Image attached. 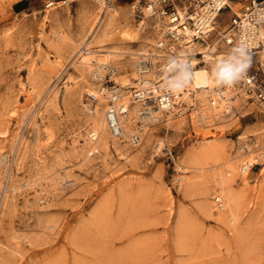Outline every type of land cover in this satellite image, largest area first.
<instances>
[{
    "label": "rangeland",
    "instance_id": "rangeland-1",
    "mask_svg": "<svg viewBox=\"0 0 264 264\" xmlns=\"http://www.w3.org/2000/svg\"><path fill=\"white\" fill-rule=\"evenodd\" d=\"M100 1L0 0V264H264V155L245 176L239 163L249 149L264 154V103L240 83L242 71L264 59L227 46L225 22L206 42H178L168 52L156 46L207 68L208 88L189 91V103L180 95L171 114L153 122L133 119L139 145L107 127V137L90 143L93 111L112 104L98 100L97 87L110 91L127 80L121 98L133 108L132 93L146 77L133 63L163 27L144 18L145 0ZM91 33L109 67L100 80L78 64ZM212 47L210 59L234 70L224 102L216 94L225 80L204 63ZM148 60L140 65L156 82L160 65ZM203 96L213 100L194 107ZM202 148L206 169L184 170ZM235 163L238 205L220 222L201 205L208 195L217 207L213 172Z\"/></svg>",
    "mask_w": 264,
    "mask_h": 264
},
{
    "label": "bare ground",
    "instance_id": "bare-ground-1",
    "mask_svg": "<svg viewBox=\"0 0 264 264\" xmlns=\"http://www.w3.org/2000/svg\"><path fill=\"white\" fill-rule=\"evenodd\" d=\"M100 2L102 4L104 3L103 0ZM159 9H160V6L157 4V0H150L149 2H147L146 7H143L144 18L148 19L151 17L153 21L158 20L156 24V28H159L160 25H162L163 27H161L162 36L157 35V38L161 37V39L157 40L155 42V45L154 44L151 45V50H149L148 53L140 54V56L143 57L142 59H139V61L137 60L133 63L136 68V71H138L139 73H144V75L146 76L144 78H140L139 88L136 91H134V93H132L134 100L137 99L133 101L135 105L133 106V108L129 109L128 107L129 101L128 102L123 101L122 99L123 97L121 98L122 96L121 94L123 93L122 89L128 87L129 85L127 83V80L125 81L123 80L120 86L119 87L117 86L118 88L115 86L111 90L109 89L110 91H108V89L106 90L103 86H98L97 95L95 94L98 100L101 98L105 100L109 99L110 101H112V104L110 106L107 105V107L97 106V108L93 111L95 113L94 115L95 119L94 120L92 119L93 126L87 132V140L90 143L101 141L103 140V138L107 137V128L110 129V124H111L113 125L112 130L110 131L111 134H113L114 136H117V138L119 136L123 138L124 140L128 139L130 143L134 144L135 146L139 145L140 138L139 136L136 135L135 130L133 129V126H132L133 119H139L141 122H144V123L153 122L158 118L161 112H167V114H171L169 107L174 109L173 106H175V102H173V100H175L176 98H180V95L184 97L186 101L189 103L190 101H192V99H190L189 91L197 92V91H201V90L208 88L209 80H208L207 68L201 67V66L199 67V62L195 61V59H188L185 53H181V58L179 60V58H177L176 56H173L170 53H166L168 52L169 49L165 50V49L160 48L159 44L161 43L163 45L166 40L164 37L166 23H164L163 17L160 16ZM99 22H100V19H99ZM100 23L102 25V22ZM226 29H227V26L222 32V35H223L222 39L224 40L227 46L232 47L228 45L227 42L225 41L224 32ZM213 33L214 32H212L211 34ZM91 36H92V33L89 35L87 40L84 41V43L82 44L80 48L81 55H79L78 57V64L84 71L89 72V74L92 76L91 78H96L100 80L101 74L99 73V71H101L103 68H107L108 65H106V61H105L106 59L100 56L99 51L95 50L94 47L90 45V42L93 38ZM60 39L61 37H58V40ZM189 41L190 40L187 39V41L182 40L179 42L188 44ZM191 44L193 46L196 45V43L193 42L187 46L191 47L192 46ZM156 46L160 48L161 50H165L166 52L159 50ZM214 49L215 47L208 48L209 53L208 55L205 56L204 63L209 64V67L213 68L217 73L220 74L221 78L225 80L223 84L225 89L219 90L218 91L219 93L216 94L217 99L219 100L218 102H224L223 98L227 96V90L231 88V85H232L231 80L233 77H235V75L233 72L234 70L231 71L229 66L227 67V65L220 64V63L217 64L218 62L216 63L215 59H210V54L213 53ZM201 53H204V52H197V54H201ZM241 53L244 54L243 52ZM259 57L261 59H264V53L260 52ZM242 58H243V55L241 56V59L237 61L239 65H243ZM148 59H151L152 66H155L157 64L160 65L159 66L160 68L154 71L156 82H152L151 79L148 78L147 73L149 72V68L146 67L145 64L142 66L140 65V60L141 62H145ZM164 60L165 61L167 60V61L164 64H162ZM220 60H222V58ZM186 63L190 71L182 69L181 71L177 72V70L181 69L182 65ZM110 69L112 70V68ZM228 72L233 73L230 79L226 78V75H225ZM185 80H188L190 82L191 89L183 93H178L177 91L178 84ZM159 81H162V82L158 83ZM164 84H166L167 87L164 86ZM168 89H172L173 93L167 92ZM126 98L124 99L127 100ZM210 99L213 100V98H210ZM210 99H208L206 96L195 98V102H193L192 105L194 107L201 108L207 105ZM144 100H149V101L142 102ZM153 104L156 105V107L153 106ZM177 113L182 114L180 110L177 111ZM167 117L169 118V115H167ZM161 144H162L161 141H158L156 144V147L157 148L161 147ZM206 152L207 151L205 150V148H202L200 151L195 153L190 159V161L188 163H185L186 166L185 167L183 166V169L184 170L185 169H192V170L206 169L205 166L209 164V162L208 163L206 162L208 161V155ZM261 153L255 154L253 149L248 150V155L250 157L248 159H242L239 162L241 163V166H240L241 169L242 167H246V171L241 176H245L247 174V170L249 169V166H252L253 163L257 161L256 157L258 155H264ZM239 163L227 165L224 168H219L215 172H213V175L210 181L211 190H212L211 193L219 195L220 198L216 200L220 199V202H218L217 207L212 206L210 202L208 203L207 201L209 200L208 195L205 194L206 195L205 201L201 205V210H203L208 216H212L214 213H217V216H218L217 219L220 222H225L229 220L230 218H232L233 213L236 210L237 205H238L237 197L233 193V190L230 186H231L232 178L235 175H238L237 173H238ZM241 169H240V172H241ZM181 179H183V177H181ZM229 222H232V221H229Z\"/></svg>",
    "mask_w": 264,
    "mask_h": 264
},
{
    "label": "built area",
    "instance_id": "built-area-1",
    "mask_svg": "<svg viewBox=\"0 0 264 264\" xmlns=\"http://www.w3.org/2000/svg\"><path fill=\"white\" fill-rule=\"evenodd\" d=\"M149 1L145 0V4ZM157 4L160 16L166 20L167 43H160L161 49L170 50L171 44L187 39L206 42L212 32H217L219 15L229 11L231 16L224 32L227 44L251 58L264 53V0H157ZM240 83L246 94L264 103V63L255 62L251 70L242 71ZM189 89L188 80L177 86L178 93ZM112 126L110 124V131ZM169 155L172 158L171 152ZM245 171L246 167H242L241 172Z\"/></svg>",
    "mask_w": 264,
    "mask_h": 264
},
{
    "label": "crops",
    "instance_id": "crops-1",
    "mask_svg": "<svg viewBox=\"0 0 264 264\" xmlns=\"http://www.w3.org/2000/svg\"><path fill=\"white\" fill-rule=\"evenodd\" d=\"M230 15L231 14L229 13V17H230ZM219 17H223L224 18V16H221V14L219 15ZM229 17H228V19H229ZM228 19L226 18V20L222 21V18H219V22L220 23H224L225 22L224 25L226 24V26H227ZM258 57H259V54H258Z\"/></svg>",
    "mask_w": 264,
    "mask_h": 264
},
{
    "label": "clouds",
    "instance_id": "clouds-1",
    "mask_svg": "<svg viewBox=\"0 0 264 264\" xmlns=\"http://www.w3.org/2000/svg\"><path fill=\"white\" fill-rule=\"evenodd\" d=\"M225 75H226V78H229V79H230V78L232 77L233 73L228 72V73H226Z\"/></svg>",
    "mask_w": 264,
    "mask_h": 264
}]
</instances>
